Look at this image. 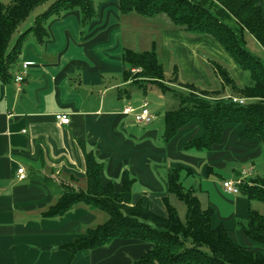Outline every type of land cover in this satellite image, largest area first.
<instances>
[{"label": "crops", "instance_id": "crops-1", "mask_svg": "<svg viewBox=\"0 0 264 264\" xmlns=\"http://www.w3.org/2000/svg\"><path fill=\"white\" fill-rule=\"evenodd\" d=\"M260 2L264 10V0ZM95 6L88 23L77 8L51 16L43 38L29 35L11 80H0V264H133L152 248L151 242L124 238L74 255L64 248L108 220L105 212L84 204L59 217L45 216L64 186L86 189L87 152L103 163L105 184L114 183L119 192L126 174L132 180V203L142 201L164 217L168 215L165 200L172 204L170 196L174 195L168 186L171 169L182 168L186 189L195 190L199 177L206 204L215 211L212 225L224 224L236 243L264 253L263 245L236 226L250 210H264L253 208L257 200L223 188L227 180L251 184L264 177L257 163L263 145L241 135L245 125L225 124L222 143L211 150L188 149L187 143L205 134L202 119H193L165 142V124L164 131L139 124L133 114L125 112L147 104L156 121L178 109L180 101L176 109L167 110L172 100L167 94L174 87L188 93L180 84L188 82L183 77L193 76L195 82L189 83L200 89L221 90L212 61L228 69L240 87L247 85L245 71L212 36L191 35L166 25L164 19L150 23L132 15L137 13L122 14L119 0H100ZM129 15L125 24L122 18ZM153 46L165 76V65L178 71L177 83L165 78L170 89L161 90L156 102L147 99L148 89L131 93L132 80L126 78L123 61L125 51L145 52ZM25 62L30 65L18 83L15 79ZM222 94L235 95L228 88ZM58 113L67 114L70 123L60 124ZM161 134L163 144L159 145ZM166 157L172 162L164 180L160 164ZM21 167L24 179L19 178Z\"/></svg>", "mask_w": 264, "mask_h": 264}, {"label": "trees", "instance_id": "trees-1", "mask_svg": "<svg viewBox=\"0 0 264 264\" xmlns=\"http://www.w3.org/2000/svg\"><path fill=\"white\" fill-rule=\"evenodd\" d=\"M49 1L11 0L9 5L0 2V80H11L29 35L33 33L43 38L51 16L77 8L83 15V22L88 23L95 15L96 0H56L36 17L33 25L19 32V27L30 15ZM119 3L122 14L137 13L146 18L164 14L175 27L191 35L212 36L239 67L249 72V84L240 87L228 69L212 61L222 83L221 90L209 91L189 82L180 83L190 92L178 93L180 107L164 115L165 142L172 140L193 119L200 118L204 121L205 134L187 143L188 149L211 150L222 143L227 123L244 124L241 135L258 139L264 147V62L248 49L246 42V35L250 34L264 50V10L260 0H119ZM123 61L126 78L132 80L133 86L147 90L152 84L162 91L170 89L165 84L164 66L155 46L145 52L127 50ZM133 69L139 70L134 72ZM169 82H178L177 69ZM225 88L237 95L230 96L246 99L245 103L234 102L223 95ZM86 164V189L64 186L62 196L45 212L47 217H59L76 205L84 204L108 215L105 223L88 229L83 237L64 247L73 255L124 238L153 244L133 264H264V253L236 243L224 224L212 225L214 209L203 207L195 190L183 186L181 167L171 169L168 186L169 193L186 205L185 220L168 199L165 200L166 217L155 213L142 201L133 204L132 180L126 174L119 192L114 183L105 184L101 175L103 163L93 153H86ZM240 192L249 200L264 204V177L253 179L251 184L244 182ZM239 224L240 230L264 246V213L250 210L246 223Z\"/></svg>", "mask_w": 264, "mask_h": 264}, {"label": "rangeland", "instance_id": "rangeland-1", "mask_svg": "<svg viewBox=\"0 0 264 264\" xmlns=\"http://www.w3.org/2000/svg\"><path fill=\"white\" fill-rule=\"evenodd\" d=\"M2 3H4L5 5H9L11 0H0ZM56 0H50L48 3L46 4H43L41 6H39L31 15L30 17L27 19L26 22H24L20 27H19V32H22V31H25L27 28H29L31 25H33L36 17L38 15H40L41 13H43L47 8L48 6L52 3V2H55ZM100 0H96V2H99ZM134 15L135 17H138V18H141L142 20L146 21V22H150V23H156L157 21H163V19L165 21H167L165 24L166 25H173L171 24L172 22H170V19L164 15V14H161L159 15L158 17L156 18H146V17H142V16H139L137 14H132ZM123 17V16H122ZM122 19H125V24H129V20L131 19V15L127 16V17H123ZM128 21V22H127ZM127 22V23H126ZM165 24H161V25H165ZM18 34V33H17ZM17 34L15 35V37L17 36ZM15 40V38H14ZM246 42H247V46H248V49L251 50V52H253L254 54H256L257 56H259L263 62H264V50H262V48H259L258 47V44L256 42V40L250 35V34H247L246 35ZM164 64H167V63H164ZM167 65H165V69H166V78L167 80H169L171 78V76L173 75V71H172V67L168 68L166 67ZM245 75H246V81H245V84H249L250 82V76H249V72L245 71ZM185 78V79H184ZM194 77L193 76H189V77H183L181 78V80H187L188 82H195V79H193ZM217 81H219V79L217 78ZM186 82V81H184ZM220 84L219 82L217 83V85ZM129 89H131V93L132 94H140L141 90L140 88L136 87V86H133L131 85L129 87ZM188 90V92H190V89L186 88ZM174 90L175 91H170L168 92L167 94V98L168 99H172L171 101L167 102V110H173V109H176L178 104H179V99L176 97V95H178V93H183L184 91L179 88V87H174ZM161 89L159 88L158 85H152L150 84L148 86V96H147V99L150 100L151 102H156V96L161 93ZM142 98H144V96H141ZM169 103V104H168ZM155 118L154 120L148 124V125H151L152 127H161L162 130L164 131V116L162 115L161 117L157 118V120L155 121ZM162 131V133H163ZM159 141H157V143L159 145L163 144V138H162V134L160 135L159 137ZM264 149V147H263ZM166 160H163L162 163L160 164V169H161V173H162V177L163 179L165 180L166 176H167V171L170 167V162L171 159H169L168 157L165 158ZM259 164V173L264 176V150H263V155L262 157L259 159V161L257 162ZM154 164V163H153ZM200 182H201V179L199 177H196V180L194 182V188H195V192L196 194L199 196V198L201 199L202 201V204H203V207H207V204H206V193L202 192L200 190ZM239 195H242V192L239 193ZM245 197V196H244ZM170 201L171 203L173 204V206H175L179 212V215L180 217L185 220V217H186V212H187V208H186V205L180 201L175 195H171L170 196ZM253 208L254 209H260V210H264V204L262 202H259V201H255L253 202ZM239 223H243L245 224L246 223V220H242V219H238V222L236 224L237 226V229L240 230V224Z\"/></svg>", "mask_w": 264, "mask_h": 264}, {"label": "built area", "instance_id": "built-area-1", "mask_svg": "<svg viewBox=\"0 0 264 264\" xmlns=\"http://www.w3.org/2000/svg\"><path fill=\"white\" fill-rule=\"evenodd\" d=\"M30 63L29 62H25L23 63V71L16 77V82L20 83L23 79L24 76L26 74V71L29 67ZM139 69H133L134 72L138 71ZM230 97L234 102H239L241 104L245 103L246 99L244 98H239V97H235V96H228ZM125 112L127 114H133L136 121L139 124H143V125H148L150 124L153 120H154V116L153 114L150 112L147 104H145L141 109L136 110L134 108H127L125 110ZM56 119L59 121L60 124H69L70 123V117L67 114H62V113H58L56 115ZM19 178L20 179H24L26 178V172H25V168L21 167L19 170ZM244 183V181L242 179H238V180H227L223 182V188L227 193H231V194H238L240 193V187L241 185Z\"/></svg>", "mask_w": 264, "mask_h": 264}]
</instances>
